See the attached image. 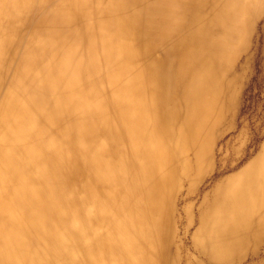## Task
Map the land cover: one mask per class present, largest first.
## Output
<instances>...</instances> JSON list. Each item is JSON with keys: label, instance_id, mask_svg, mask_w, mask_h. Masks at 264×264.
<instances>
[{"label": "bare ground", "instance_id": "6f19581e", "mask_svg": "<svg viewBox=\"0 0 264 264\" xmlns=\"http://www.w3.org/2000/svg\"><path fill=\"white\" fill-rule=\"evenodd\" d=\"M262 20L0 0V264H264V130L220 144Z\"/></svg>", "mask_w": 264, "mask_h": 264}, {"label": "rangeland", "instance_id": "374dc122", "mask_svg": "<svg viewBox=\"0 0 264 264\" xmlns=\"http://www.w3.org/2000/svg\"><path fill=\"white\" fill-rule=\"evenodd\" d=\"M263 23L264 20L261 23L257 22L249 49V58L243 68V82L237 91L238 101L235 109L234 129L221 137L220 144L233 137L241 128L247 131L252 146L264 136V133L261 132L264 130V71L262 66L264 62L262 53L264 32L260 28ZM260 132L263 133V136L259 135Z\"/></svg>", "mask_w": 264, "mask_h": 264}]
</instances>
